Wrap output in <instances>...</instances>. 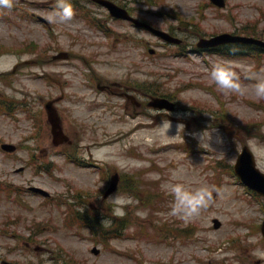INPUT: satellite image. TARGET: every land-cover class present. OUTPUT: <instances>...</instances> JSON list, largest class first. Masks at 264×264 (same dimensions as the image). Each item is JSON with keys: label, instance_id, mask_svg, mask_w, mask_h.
I'll list each match as a JSON object with an SVG mask.
<instances>
[{"label": "rangeland", "instance_id": "rangeland-1", "mask_svg": "<svg viewBox=\"0 0 264 264\" xmlns=\"http://www.w3.org/2000/svg\"><path fill=\"white\" fill-rule=\"evenodd\" d=\"M12 1L18 5L12 2L8 14L0 15V46L8 48L35 42L40 50H48L50 59L57 50L93 57L103 53L96 65L105 81H125L130 77L135 85H144L147 89L148 84L155 92L176 98L182 107L194 109L192 113L186 111L185 117L196 114L198 118L202 115L210 120L192 124L191 132L213 127L219 129L224 139L223 143L214 140V149L207 148L209 136L205 132L200 147L192 136L191 140L186 139L185 125L176 130V123L168 119L156 121L153 118L157 115L155 111L137 109L126 99L100 93L96 88V92L91 91L83 58L45 67L34 61V65L20 67L18 74L12 77L11 85L0 81V97L15 112L0 114V145L2 142L18 145L17 153L12 156L4 155L0 148L1 180L19 190L18 193L14 190L12 196L0 195L2 254L18 264H264V238L259 228L264 219V200L249 195L233 174H221L219 168L235 164L245 142L252 147L264 170V137H258L264 135V98H257L252 88L258 78L264 77V57L255 64L254 60L232 61L217 54L175 56L176 47H165L152 34L135 28L118 29L123 33L122 37L118 35L120 40L89 30L81 33L80 27L86 26L81 18L73 15L71 19L60 20L55 15L63 0ZM117 1L129 3L137 17L152 21L165 30L178 27L174 16L177 12L185 19L198 17L200 2L157 0L153 5L147 0H133L132 4V0ZM160 3L162 5H158ZM84 4L97 13L99 20L106 18L99 7L88 0H84ZM228 9L225 17L214 8L206 11L202 32L234 30L236 23L250 31L255 23H258L256 29L264 28V0H229ZM38 16L45 17L50 27L41 23ZM107 20L109 22L108 18L104 21ZM109 25L116 26L113 22ZM68 29H72L70 32L76 37L72 38ZM126 31H129L128 37ZM176 31L184 37V32ZM114 42H117L116 47L112 48ZM151 47L156 49L155 55L149 53ZM15 53L0 54V71L11 70L21 60L37 56ZM218 64L235 72L240 85L238 90H222L217 86L210 76V69ZM59 72L67 73L62 79H70L73 87L51 86L47 82L46 74ZM56 97H61L58 109L65 126L71 131L76 130L71 135L76 146L71 150L94 167L75 164L59 154L64 148L54 147L45 104ZM14 103L18 106L13 111ZM254 103H262L261 108ZM94 104L97 108L92 107ZM200 105L206 106V113L202 114ZM38 122L42 125L40 133L35 129ZM170 122L172 127L168 134L176 133L174 137L164 135L165 130L160 127ZM230 123L239 128L230 134L220 129V125ZM238 130L240 135H237ZM184 143L191 144L187 148L189 151L183 149ZM180 144H183L182 149L178 148ZM50 162H54V169H38L39 164L51 165ZM19 167H25V170L16 173ZM115 172L120 173L127 190V193L119 192L133 198L127 205L132 211L129 221L132 228L123 238H115L116 232L104 235L108 240L105 247L95 242L89 230L80 229V232L64 225L65 201L74 202L72 195L79 205H84V201L87 205L95 203L101 211L90 210L89 213L94 217L96 214L106 216L110 202H102L100 191L105 192L109 185L105 176L110 178ZM174 174L176 179H173ZM175 182L190 189L206 186L211 193L207 206L187 221L170 215L174 197L168 186ZM30 185L47 189L52 193V199L33 195L26 190ZM76 189L82 194L77 196ZM137 209H142L145 215L137 216ZM16 218L19 223L14 222ZM215 218L222 221L220 229L213 226ZM92 220L87 222L96 224ZM256 225L254 232L252 226ZM144 227L152 235L161 234L163 239L146 235L140 238L136 232ZM36 230L37 236L33 234L32 241L29 236ZM94 246L101 250L98 255L92 251ZM36 247L42 250H36ZM229 247L228 255L224 256ZM16 248L19 251L16 252Z\"/></svg>", "mask_w": 264, "mask_h": 264}, {"label": "clouds", "instance_id": "clouds-1", "mask_svg": "<svg viewBox=\"0 0 264 264\" xmlns=\"http://www.w3.org/2000/svg\"><path fill=\"white\" fill-rule=\"evenodd\" d=\"M12 0H0V4L11 6ZM74 14V10L72 8L69 0H63L59 5V11L55 13L59 17L60 20H68L71 19ZM210 76L215 81L217 86L222 90H238L240 85L238 83V78L234 71L231 68L226 67L223 64H218L210 69ZM254 90V94L257 98H264V77H260L256 80V82L252 85ZM188 115V114H185ZM184 126V123L181 121H177L176 130ZM163 128L164 135L169 137H174V135H169V129L172 127V123L165 126L161 124L160 126ZM205 132H208V142L206 147L210 149H214L213 141L215 140L218 143H223V135L219 133V129H203L198 131L188 132L187 135H191L193 139H195L198 145L203 146V137ZM186 133H184L185 135ZM102 151V150H100ZM173 179H176V175L174 174ZM168 190L170 194L174 197L170 215L178 216L180 219L187 221L194 214L198 213V211L207 206V203L210 199L211 193L206 186H200L193 189L186 187L183 183L175 182L170 183L168 186ZM133 198L127 194H123L119 191L108 196L106 201L110 202V209L108 214L104 216L101 220L102 227L107 229L110 228L113 224V217L123 218L127 215L126 206L132 203ZM83 211V208L81 209ZM137 216L145 215V212L142 209L136 210Z\"/></svg>", "mask_w": 264, "mask_h": 264}, {"label": "water", "instance_id": "water-1", "mask_svg": "<svg viewBox=\"0 0 264 264\" xmlns=\"http://www.w3.org/2000/svg\"><path fill=\"white\" fill-rule=\"evenodd\" d=\"M53 120H54V119H53ZM243 160H244V162H246V163H249V162H250V159H249L248 156H245ZM250 173H251L250 170H246L245 173L243 172V170L241 171V174H242V176L244 177L245 180H246V176H245V175H249ZM246 181H247V180H246Z\"/></svg>", "mask_w": 264, "mask_h": 264}]
</instances>
